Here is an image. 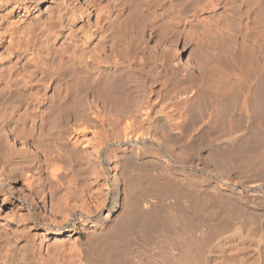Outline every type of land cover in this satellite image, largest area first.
Listing matches in <instances>:
<instances>
[{"label":"bare ground","instance_id":"bare-ground-1","mask_svg":"<svg viewBox=\"0 0 264 264\" xmlns=\"http://www.w3.org/2000/svg\"><path fill=\"white\" fill-rule=\"evenodd\" d=\"M101 1L0 0V177L11 176L10 178H17V176H21L22 179L20 180H23L26 185L28 184V189L32 186L38 187L40 184L43 185L42 182H46L47 180L46 184H48V187L52 188L54 181L57 182L60 177L67 176L66 173L68 169L65 166L66 164H64L66 162L63 163V160H68L71 163L74 162L76 165L79 164L81 167H78L81 170H78L80 172L79 176L84 171L88 172L90 168L86 167L87 163L86 166L83 164L85 162L84 160L87 158L88 149H91L90 153L94 155L97 161L95 169L93 170L91 168L92 171L90 169L89 175L91 179L89 180L87 176L82 179L78 177L79 180L76 181L77 185L70 189L66 187L69 193L66 194V190L65 194L63 193L65 196L62 194L64 198L66 197L65 200L68 199V201H70L72 198L70 199L69 197H75L80 204H77L79 206L78 208L76 207V209L74 207L75 205H72L75 210L80 211V216L78 215L79 217L76 220L78 225L76 231L83 232L82 236H75V244H73L74 242L72 243L74 251L76 250L78 253L79 261L77 262L75 260V263L78 264H264V204L262 203L264 197L261 199L259 197L261 196L260 194L254 193L257 189H264V155L260 154V158L258 157L259 159H256L261 163L259 170L258 165H255L256 168L252 163V160L254 161L256 158L254 157L255 155L252 156L254 151L262 149L261 152L264 153V100H262L264 97V0L251 1L253 2L252 5L251 3H246L247 7L250 5V8L247 9H251V14L250 17L247 18L251 20L252 25L244 22L245 26L243 24L244 28L241 30L240 34L243 35V38L244 36L248 37L249 30H253L251 31L252 34L249 33L253 38H251L252 40L250 41H255L253 44H256H254L255 47L253 46L254 48H252V50L247 51L249 53L245 54L241 47V50L235 48L237 47L234 45L236 41L233 42L235 38L230 39L232 37L230 34H226V37L224 34L222 35L224 37L219 39H215L211 35L213 40L209 43L206 41L208 45L202 46L199 48L200 50L197 49L199 52L196 54L194 51L198 45L195 46V48L192 47L194 51H188V53H186V61H182L183 54L186 51V46L184 45L186 39L182 41L183 44L174 41L175 43L173 42V46L170 43L168 44V42H163L162 46L161 44L158 46L157 44L160 42L157 43L155 39L154 41H156L157 47L152 48L149 46L151 50H149L147 54H150L149 56L152 59L154 58L153 61H155V59L158 60L157 73L163 80L158 78L159 75L157 73L158 76H156L155 69V71L153 70L152 72H154L153 74H155L158 80L155 79L154 82L156 83L154 84L153 82L154 85H149L150 87L148 86L146 89L143 88L145 89L143 90L141 85L138 86L142 83L139 82L138 84V81H136L137 78L134 81L132 80L131 77L135 75H131V77L127 75L128 79L131 78L129 80L134 83L136 81L137 84L135 83V86L132 85L134 88L132 87L133 90L130 99L128 97L130 94L127 96L129 100L125 98L128 102L132 101L130 105L129 103L127 105L126 101V106L123 105L124 102H119L120 96H114V93L117 91L114 90L115 92L113 91V94L111 93L112 95L107 93L109 90L106 94H102V87L101 89L99 87L107 82L110 84L111 82L109 79L113 74L114 76L117 74L116 76H118L119 79L121 78L120 80L118 79V84H120L117 86H119V88L120 86L122 88L123 86L124 88L127 86L125 85L127 81L126 76L123 75V77H119L122 65L124 64L123 61L126 59L123 60V54L119 55L121 54L119 50H116L119 52V54L117 53L116 55L117 57L122 56L123 59L120 57L121 60L119 57L117 58L110 53V48L113 46V42H111L110 39L112 40L114 38H109L108 35L105 34L107 28H104L106 24L104 23L105 21H102L105 16L109 15L110 9H113L115 12L112 13L115 15L111 17V15H113L111 14V18L109 17L110 19L107 20H110V24L108 22L106 23H108L107 26L111 25L110 29L117 30L120 25H123L121 19L124 16H121L120 19L121 12H123L122 5L119 0H114V2L112 1V3L108 5L105 4L106 2L104 3V1ZM106 1L108 3V0ZM130 1L131 0H129V2ZM196 1L197 0H193L190 2L191 7H193V2L195 3ZM204 1L203 3L207 2V0ZM229 1L233 2L228 3L227 0V2H223L224 4L222 6L226 7L231 4L230 8V5L226 7L229 10L233 8L232 4H235V7L238 8L237 6H239V4H236V1L239 3L240 0ZM241 1L240 3L242 4ZM208 2L211 3L209 6L211 5L212 10L214 7L217 8V5L220 6V2L218 4L216 0H208ZM180 3L178 6H181ZM196 3L200 6L198 1ZM185 5H187V3ZM206 5H201V7H205ZM206 8H208V5ZM245 8L246 7H244L243 10ZM216 11L218 12V10ZM234 12L236 11L234 10ZM234 12H232V14H234ZM126 13L127 12H125V14ZM220 14L219 12L216 16L221 20ZM158 15L160 14L156 16ZM216 16L214 15L215 19ZM237 18H235V20ZM160 21L161 22L158 23L162 24V20ZM158 23L156 24L158 25ZM246 24L249 25V27L252 26V28L250 27V29H247L248 26ZM214 25H216L215 22ZM230 25H232V23ZM241 27L238 26L237 28L239 29ZM153 28L150 29L153 30ZM214 29L212 32H214ZM231 29L236 31L235 28H230V30ZM122 30L123 29H121V31ZM228 30L225 31L228 32ZM233 31L229 33L233 34ZM115 32L118 33V31ZM116 34H114V36ZM188 34L186 35L188 36ZM215 34L214 32L213 36H215ZM116 38L117 37H115V39ZM202 39L204 38L201 37V40ZM206 40H208V38ZM132 42L133 41H131V43ZM245 43L247 42L245 41ZM126 44L129 45L128 43ZM179 46H181L180 49L178 48ZM209 46H211V48H209ZM251 47L252 46H249L248 48ZM124 48L128 47L124 46L123 49ZM232 48L235 49L233 50ZM53 49L54 52H58V62L61 61V65L60 63L59 65L62 68L59 65L56 67L63 69L59 70L61 74L56 71L57 74L59 73L60 75L57 76L59 78L63 77V79L67 76L65 80L66 85H64L65 83L62 84L65 87L67 86V89L71 92H78V94L80 92L84 96L90 95V97L88 100L83 97L86 99L85 101L79 96L82 98L81 101L79 97V99L77 97H75V99L73 93L71 95L73 98H70L71 104L69 107L68 105L62 107L61 99L64 97L57 98L53 95L54 100L59 101H56L55 105L57 103V105H60V111L59 108L56 109L59 112L54 115L48 112V110L51 111L52 109L46 111L48 114H51V120H49L50 118L47 116L46 119L49 120V123L47 124L48 127L46 125L45 130L46 133L50 135L48 139L54 141L56 139L53 138L57 135L63 141L60 142L59 140V143L56 141L54 142L56 144H53V142L49 144L48 142L50 141L48 140L47 145L43 147L42 144V147H40V142L39 145H36L38 144L36 142L43 133L42 122H40V124L38 122L39 118H41L42 121L43 118H45V116L41 114L42 112H30L29 115L27 112L25 119H23L21 115H19V118L14 117L12 113L15 110L12 109L13 111L11 112L8 107H11L13 103L21 106L24 104L25 107L27 106L28 101L25 100L26 102L24 101L23 103L20 100V102L18 99L16 100V95L31 91L34 88H32V86H34L36 82H40V80L35 81L38 79H36V77L39 76L38 74L36 76L29 72V75H27V73H24V75L23 71L26 72L25 69L27 68L25 66L31 63L36 64L35 57L37 55L43 52L50 53ZM134 49L140 50L141 48L136 47ZM124 50L126 51L128 49ZM128 51H130V47ZM241 51L244 54H240ZM126 52L125 54H127ZM142 54L143 52L139 55L138 51H132V53L125 57L128 60V62L126 60L125 66L127 63L129 64L127 67L135 63L137 64V62L141 61ZM145 57L147 58L144 59L147 60L148 55ZM150 59L149 61L153 62L152 59ZM41 61H43V59ZM44 62L46 61L44 60ZM151 62H149V65ZM136 64L134 66L135 68L139 66ZM142 65L144 64L142 63ZM40 66L43 65L40 64ZM23 67L25 69H23ZM135 68L133 70L139 69V67L137 69ZM154 68H156V66H154ZM38 69L41 71L40 67ZM123 69L127 70L125 67ZM46 70H48V66ZM52 71L49 72L52 73ZM116 72H119V74ZM53 74L55 73L53 72ZM149 74L147 73V76ZM153 74L152 76H154ZM68 75H70L69 79H67ZM138 75L139 74H137L136 77H142ZM107 76L108 78L110 77L107 81L102 80V82H99L103 77L105 79ZM116 76L114 79L117 78ZM149 76L151 77V75ZM51 78L47 79L49 80ZM164 78L166 80H164ZM57 80L55 79V81ZM115 80L117 81V79ZM171 80L172 82L170 84L169 81ZM46 81L44 80L45 85L47 84ZM60 81H62V79H60ZM131 81H127L128 84H130ZM41 83L43 82H40V84ZM38 84L39 83H37V87ZM115 84H117V82ZM106 85L104 86L105 89L107 88ZM111 85L112 84H110V86ZM89 89L91 92L87 91ZM130 89H124V95H126L125 92ZM64 90L66 91V89ZM129 92L131 93V91ZM31 93V95L35 97L36 92L33 93L31 91ZM87 93L90 94L87 95ZM119 93H121V91H118V94ZM37 94L39 93L37 92ZM68 94H70V92ZM29 95L30 93L28 96ZM45 95L39 97L40 103H46L52 96L48 97L49 95ZM61 95L62 94H60V96ZM120 95L122 97V93ZM237 95L239 97H237L239 107L236 106L237 101L235 103L236 105H233L234 103H230L231 100H229L232 96L236 98ZM14 96H16V98ZM115 97L119 98L118 102L120 104ZM14 98L18 103L13 101ZM123 98L122 100H125ZM77 99L78 102H76ZM64 100H66V98L63 99V101ZM227 100H229V103ZM71 101H73V103ZM226 102L230 104V106L233 105L232 108L236 106L234 108L237 109L233 110L230 106L226 108L228 107ZM64 103L66 104V101ZM202 103H206V107H203L204 105H202ZM16 104H13V106ZM67 104H69V101H67ZM198 104H201L203 108L200 105L201 109H199V106H197ZM225 104L226 107L224 106ZM193 106H197L198 111L200 110L197 112L199 113L196 115L197 117L192 115L196 112L194 111L193 113L192 111L196 110V107H194L195 109H190ZM207 106H210V109L207 110ZM104 107H107L106 109L109 107V109L114 108L115 113L112 115L111 113L114 111L110 110L109 114L111 115L108 114V111H105V113L103 111ZM28 108H26L27 111H29ZM223 108H225V111L230 108V111H233L225 115L227 111H223ZM256 109L259 110L257 112L259 113L258 115L257 113L255 114ZM37 110L39 109L37 108ZM56 110H53L55 111L54 113L57 112ZM31 111H33V109ZM220 112H222V115H219L221 118H224V116L229 118H227L226 123H223L225 121L222 119L221 121L225 126L221 123L222 126L220 125L219 128L218 125L220 122L218 121H220L221 118L218 120L219 116L218 118L216 117ZM188 113L191 114L190 116H192V118ZM26 116L28 117L26 118ZM47 120L46 123L48 122ZM44 124L45 123H43V125ZM48 135L46 134V136ZM17 142L19 144L18 146ZM44 142L45 141H43V143ZM69 143L70 145L71 143L74 144L75 147L69 150V147L66 149L65 146ZM77 145L81 146V148ZM31 146H33V148H31ZM71 147L73 146L71 145ZM244 154L247 156L244 160H241L242 157H245ZM77 159L78 161H76ZM206 160H209V165L205 162ZM174 161H176V163L179 162L183 168L175 171L173 166ZM238 162L241 163L239 164L242 169L239 171V174H241L244 169L246 170L243 171L245 175L243 173L241 175L245 176V179H247V177L249 179L250 177L248 176V171H250L251 176H253L251 172L252 168L249 167L250 169L248 170L247 167L249 165L254 166L257 169L256 172V169L253 167L255 169L253 173H256V177L253 176L255 179L250 178V181H244L242 179L243 181H241L240 179L244 177L238 176L237 181H234L231 178L232 174L231 176L227 175L226 165L231 163L232 166L235 163L233 166H236ZM256 163L255 161V164ZM72 165L74 164L72 163ZM14 166L16 168H21H19L20 173H11V171H8L9 168L13 169ZM68 167H70L69 164ZM189 167L193 169L187 170L186 168ZM240 168L238 166V169ZM42 171L48 175V177L45 175V177L43 176L45 179L41 177ZM78 171H75L77 175L79 173ZM69 172H71V170H69ZM84 173L83 174L86 175V172ZM69 174L71 175V173ZM213 174L215 177L212 176ZM70 177L69 180H71ZM72 177H74V174ZM99 179L103 180L101 186L105 190V198H102V202L100 201L101 206L98 209L101 210L105 207L107 200L111 199L112 207L118 206L120 209L118 214L111 215L110 212H106L94 217L95 209H92V205L94 201L97 202L98 200H95L96 196H93L94 194L92 195V189H94L92 188V182L96 183ZM62 180L63 179L58 182ZM52 182L53 184H51ZM238 184L241 188H238ZM60 185H62L61 182ZM60 185H58V187H60ZM70 185L71 184H69V186ZM1 190L3 191V189H0V192H2ZM27 193H23L22 195L24 197L22 196L23 198L20 199L30 204L32 198L27 196ZM6 195L1 198V204L8 203L7 198L9 195ZM52 195L54 194L49 196L52 197ZM63 196H61V198H63ZM78 197H83V201L79 200L80 198L78 199ZM57 198L58 197H55L56 200ZM65 200L64 202L66 204ZM59 201L62 200H58V202ZM54 203L56 204V202ZM69 203L72 202L70 201L68 204ZM98 203L99 202H97V205L99 207ZM59 205H61L60 202ZM97 205L95 204L93 207L95 208ZM55 206H53V208H55ZM57 207L55 209H57ZM19 208L20 207L16 210L18 216L21 214L18 211ZM50 209L49 211H52ZM62 209L65 210L64 208ZM57 211L55 213H57ZM36 216L37 215L34 213H30L28 217L30 220L36 222ZM64 218L62 223L59 221L61 224L58 223L59 225L54 226H63L69 221V218H66V216ZM208 218L214 219V222L211 220L214 225L210 224L209 226ZM21 219L20 221H23L22 217ZM54 222H56V220ZM4 228L6 229V227ZM70 249L71 248H69V250ZM55 250L58 251L56 248ZM73 258L75 257L73 256ZM78 258L75 259L78 260ZM46 263L49 264L48 262Z\"/></svg>","mask_w":264,"mask_h":264},{"label":"rangeland","instance_id":"rangeland-1","mask_svg":"<svg viewBox=\"0 0 264 264\" xmlns=\"http://www.w3.org/2000/svg\"><path fill=\"white\" fill-rule=\"evenodd\" d=\"M101 1V0H100ZM104 1V3L105 4H111L112 3V1L114 2V0H108V3H107V1L106 0H102L101 2H103ZM120 1V3H121V5H122V11L123 12H121V15H120V19H121V16H124V17H122V19H121V23L123 24V25H120V27H122V28H120V27H118L117 28V30H114V29H110V26L111 25H109V26H107L108 25V23L110 24V20L109 21H107L108 19H110L111 17H113L115 14H113L115 11H113V9H110V11H109V15L108 16H105V18H107V19H105V18H103L102 19V21L106 24V25H104V28L106 29L105 30V34L106 35H108V37L109 38H114V39H110V41L111 42H113L112 43V45L113 46H111V52L110 53H112V55H115L116 57H117V53L119 54V52L121 51V54H119V55H122L123 54V57H124V59H123V57L122 56H118L119 58L121 57L123 60H127V58H125V57H127V55H129L130 53H132V51H138V53H139V55H141V53L143 52V56H144V53H145V56L146 55H148V61L147 60H145L147 57H143L142 56V59H141V61H139V62H137V64L136 65H139L138 67H139V69H137L138 67L136 66V68L134 67L135 66V64L134 65H130V66H128L127 67V65H129L128 63H127V65L125 66V62H126V60L125 61H123L124 62V64L122 65V70H123V72H122V70L120 71V75H119V77H123V75H125L126 76V79H127V81L128 82H130L131 80H129V79H131L132 78V80L134 81V80H136V78H137V80L136 81H138V84H139V82L140 83H142V84H139L138 86H140L141 85V88L143 89V88H148V86L150 85H154L156 82H154L155 81V79H157V77L156 76H158L159 74L157 73V63H158V60H156L155 59V61H153L154 60V58L152 59L149 55L150 54H147L148 52H149V50H151V48L149 47V46H151L152 48L154 47V48H156L157 46H156V41H154L155 39L157 40V43L158 42H160L159 44H157L158 46L161 44V46H162V43L164 42H168V44L170 43L172 46H173V44L176 42V43H180L181 42V44H183L182 43V41H184L185 39H186V41H184V45L186 46V51L184 52V56L182 57V61H186L185 60V58L187 57V55H186V53H188V51H194V49L192 48V47H194L195 48V46H197L196 48H195V51H194V53L196 54V53H198L199 51L198 50H200L199 48H201L202 46H206V45H208V43L209 42H211L213 39H212V37L213 38H215V39H219V38H221V37H224V36H222V35H224L225 34V37H226V34H230V35H232V37L231 36H229V37H231L230 39H234L233 40V42H235V44L234 45H236L237 47H235V48H238L239 50H241V48L243 49L242 51L243 52H245V54L246 53H249V52H247L248 50H252V48H254L255 47V45L254 44H256V43H254L253 44V42H255V41H250V40H252L253 38L251 37V35H249V33L250 34H252V32L251 31H253L252 29H250V27L252 28V26H250L249 27V25L251 24V20L250 19H248L249 17H250V14H251V9L250 10H248L247 8H250L249 6L247 7L246 6V3H251V5L253 4V2H251V1H254V0H244V1H241L242 2V4L240 3V1H239V3H238V1H236V4H239V6H237L238 8H236L235 6V4H232V9H229L228 10V8H226V7H228L229 5V8L231 7V4H229L228 6H226V7H223L222 5L224 4L223 2H227V0H216V1H218L217 3L219 4V2H220V6L219 5H217V8L216 7H214L213 8V10H212V7H211V5L209 6V4H211V3H209L208 2V0H207V2L206 3H203V1L202 0H197L199 3H200V6H198V3H194L193 2V4H192V6L193 7H191V3L190 2H192L193 0H131L130 2H129V0H127V1H123V0H119ZM121 1H123V2H121ZM182 1V2H181ZM186 1V2H185ZM202 1V2H201ZM246 1V2H245ZM131 2H133V3H131ZM139 2V3H138ZM174 2V3H173ZM180 3V5L181 6H178L179 5V3ZM188 2H189V4H190V6H189V4H188ZM205 2V1H204ZM233 1H229L228 0V3H232ZM103 3V4H104ZM124 5H123V4ZM128 3V4H127ZM129 3H130V5H129ZM167 3H168V5H167ZM171 4V6H170V4ZM184 3V4H183ZM187 3V5H185ZM201 3H203L204 5H208V8H206L207 7V5L205 6V7H201V5L202 6H204L203 4H201ZM222 3V4H221ZM228 3H226V4H228ZM244 3V4H243ZM104 4V5H105ZM140 4V5H139ZM155 4V5H154ZM173 4V5H172ZM182 4H183V6H182ZM241 4V5H240ZM136 5V6H135ZM187 6V7H185V6ZM128 6V7H127ZM142 6V7H141ZM161 6V7H160ZM173 6V7H172ZM219 6V7H218ZM241 6V7H240ZM243 6V7H242ZM131 7V8H130ZM135 7V8H134ZM180 9H179V8ZM185 7V8H184ZM237 9H235V8ZM244 7H246L244 10H243V8ZM127 8V9H126ZM146 8H148V9H146ZM151 8V9H150ZM166 8V9H165ZM184 8V9H183ZM187 8V9H186ZM198 8V9H197ZM200 8V9H199ZM206 8V9H205ZM221 8V9H220ZM134 9H136V10H134ZM139 9V10H138ZM202 9V10H201ZM203 9H205V10H203ZM215 9V10H214ZM236 11V12H234V10ZM130 10V11H129ZM139 12H138V11ZM146 10V11H145ZM162 10V11H161ZM198 10V11H197ZM216 10H218V12L216 11ZM224 10V11H223ZM233 10V11H232ZM239 10V11H238ZM246 10V11H245ZM134 11V12H133ZM158 11V12H157ZM165 11V12H164ZM181 11H184L185 12V15H184V12H181ZM190 13H189V12ZM206 11V12H205ZM113 12V13H112ZM125 12H127L126 14H125ZM136 12V13H135ZM170 12V13H169ZM180 12V13H179ZM191 12H192V14H191ZM195 12V13H194ZM197 12V13H196ZM221 13L220 14V18H221V20L219 19V17H217L216 15L218 14V13ZM224 12V13H223ZM231 12V13H230ZM232 12H234V14H232ZM129 13H130V15H129ZM132 13H133V15H132ZM152 13V14H151ZM155 13H156V15L157 14H160V15H158V16H156L155 15ZM164 13V14H163ZM176 13V14H175ZM187 13V14H186ZM210 13H212V14H210ZM217 13V14H216ZM225 14V15H223V14ZM230 13V14H229ZM111 14H113V15H111ZM123 14V15H122ZM142 14V15H141ZM110 15H111V17H110ZM169 15V16H168ZM174 15V16H173ZM177 15V16H176ZM179 15V16H178ZM207 15V16H206ZM209 15V16H208ZM210 15H211V17H210ZM214 15L216 16V19H215V17H214ZM222 15V16H221ZM126 16V17H125ZM128 16V17H127ZM132 16V17H131ZM138 16V17H137ZM151 16V17H150ZM155 17V19H154V17ZM171 16V17H170ZM185 16V17H184ZM198 16H199V18H198ZM224 16V17H223ZM225 16H226V18H225ZM241 16V17H240ZM110 17V18H109ZM153 17V18H152ZM173 17H175V18H173ZM188 17H190V18H188ZM196 17V18H195ZM214 17V18H213ZM239 19H238V18ZM248 17V18H247ZM126 18V19H125ZM138 18V19H137ZM140 18V19H139ZM152 18V19H151ZM167 20H166V19ZM172 18V19H171ZM184 18H186V19H184ZM199 19V21H198V19ZM235 18H237L236 20H235ZM244 18V19H243ZM247 20H246V19ZM214 19V20H213ZM226 19V20H225ZM234 19V20H233ZM125 20V21H124ZM139 20V21H138ZM159 20V21H158ZM160 20H162V24L161 23H158V22H161ZM175 20V21H174ZM177 20V21H176ZM201 20H203V21H201ZM211 20V21H210ZM230 20V21H229ZM153 21H154V24H153ZM157 21V22H156ZM163 21H164V23H163ZM212 21H214L215 23H216V25H214V22H212ZM223 21V22H222ZM228 21V22H227ZM106 22H108V23H106ZM124 22V23H123ZM151 22H152V24H151ZM203 22V23H202ZM223 24H222V23ZM224 22H225V24H224ZM230 22V23H229ZM244 22L245 23H247V24H249V25H247L246 27H247V29H250L249 31V33H248V37H246V36H244V38L242 37L243 35H241L240 34V32H241V30L244 28V26H245V24H244ZM126 23V24H125ZM156 23H158V25L156 24ZM176 25H175V24ZM205 23V24H204ZM220 23V24H219ZM227 23V24H226ZM229 23V24H228ZM232 23V25H230ZM103 24V23H102ZM156 24V25H155ZM211 24H213V25H211ZM243 24H244V26H243ZM125 25V26H124ZM156 27H155V26ZM159 25H161V26H159ZM252 25V24H251ZM150 26V27H149ZM155 28H153V27ZM166 26H167V28H166ZM169 26H171V27H169ZM215 26V27H214ZM223 26V27H222ZM231 26V27H230ZM234 26V27H233ZM236 26V27H235ZM241 27V28H237V27ZM186 27V28H185ZM221 27V28H220ZM225 27V28H224ZM245 27V28H246ZM127 28V29H126ZM150 28H153V30L152 29H150ZM158 28V29H157ZM207 29V32H206V29ZM212 28V29H211ZM214 28H216V29H214ZM219 28V29H218ZM230 28H235V30H236V28H237V33H236V31H233V29H231L232 31H233V34H234V32H235V34L233 35V34H231L232 33V31L230 30ZM110 29V30H109ZM121 29H123L122 31H121ZM144 29V30H143ZM171 29H173V30H171ZM210 31H209V30ZM213 29H214V32L217 34V36H216V34H215V36H213L214 35V32H212L213 31ZM218 29V30H217ZM220 29H222V30H220ZM227 31L228 29V32H226L225 30ZM107 30H108V32H107ZM114 30V31H113ZM175 30V31H174ZM178 32H177V31ZM115 31H118V33L117 32H115ZM126 31V32H125ZM149 31V32H148ZM159 33H158V32ZM170 31H171V33H170ZM202 31V32H201ZM217 31V32H216ZM220 31V32H219ZM163 33V35H162V33ZM165 32V33H164ZM210 32H211V34H210ZM224 32H226V33H224ZM229 32H231V33H229ZM239 32V33H238ZM118 35H117V34ZM127 33H129V34H127ZM157 33V34H156ZM169 33V34H168ZM176 33V34H175ZM189 33V34H188ZM220 33V34H219ZM223 33V34H222ZM111 34V35H110ZM114 34H116L115 36H114ZM121 36H120V35ZM165 34V35H164ZM186 34H188V36L186 35ZM193 34V35H192ZM196 34H197V36H196ZM206 34H207V37H206ZM219 34V35H218ZM175 35V36H174ZM176 35H178V36H176ZM183 35V36H182ZM204 37H203V36ZM211 35H212V37H211ZM228 35H227V38H228ZM120 36V37H119ZM131 36V37H130ZM185 36V37H184ZM200 36V37H199ZM218 36H220V37H218ZM235 36V37H234ZM115 37H117L116 39H115ZM183 39H182V38ZM201 37L202 38H204V39H202L201 40ZM206 37V38H205ZM211 37V38H210ZM242 38V39H244V40H242V39H240V38ZM119 38H120V41H119ZM166 38V39H165ZM171 38V39H170ZM173 38V39H172ZM176 38H178V39H176ZM193 38H195V39H193ZM208 38V40H206ZM210 38V39H209ZM252 38V39H251ZM123 39V40H122ZM133 39V40H132ZM168 39H170V40H168ZM176 39V40H175ZM189 39V40H188ZM194 41H193V40ZM240 39V40H239ZM122 40V41H121ZM125 40V41H124ZM147 40V41H146ZM166 40H168V41H166ZM202 41V43H201V41ZM203 40H204V42H203ZM242 40V41H241ZM116 41V42H115ZM128 41V42H127ZM131 41H133L132 43H131ZM135 41V42H134ZM146 41V42H145ZM153 41V42H152ZM170 41V42H169ZM175 41V42H174ZM188 41H190V42H188ZM200 41V42H199ZM208 43H207V42ZM244 41V42H243ZM245 41L247 42V43H245ZM121 42H123V43H121ZM137 42V43H136ZM172 42V43H171ZM174 42V43H173ZM187 42V43H186ZM198 42V43H197ZM206 42V43H205ZM241 42V43H240ZM250 42V43H249ZM126 43H128L129 45H127ZM146 43H147V46H146ZM200 43V44H199ZM141 45V47H140V45ZM193 44V45H192ZM202 44V45H201ZM240 45V46H238V45ZM119 45V46H118ZM138 45V46H137ZM248 45V46H247ZM118 48H117V47ZM120 46H127L128 48H124V49H128L129 50V47H130V51H128V50H124L123 49V47H120ZM147 48H146V47ZM160 46V47H161ZM182 46V45H181ZM181 46H179L178 48L180 49L181 48ZM190 48H189V47ZM249 46H252L251 48H248ZM254 46V47H253ZM132 47V48H131ZM141 48L140 50H138V49H134V48ZM143 47V48H142ZM159 47V48H160ZM241 47V48H240ZM115 48V49H114ZM150 48V49H149ZM209 48H211V46H209ZM235 48H232L233 50L235 49ZM246 48V49H245ZM54 49H57V48H54ZM54 49H53V51H51L52 52V55H51V52L50 53H45V52H43L44 54H46V55H44L43 53H41L40 55H37L35 58H36V61L35 62H37L36 64H34V63H31L30 65H26L25 67H27L26 69L23 67V69H25V71L26 72H24L23 71V69H22V71H23V74L24 73H27V75H29L30 73L31 74H33V75H36L37 76V74L39 75V76H37L36 77V79L37 80H35V81H38V80H40V82H43L44 83V80L47 82V84L45 85V83H44V85H43V83H41L40 84V82L38 81V82H36V86L34 85V86H32V88L34 89H32L31 91L34 93V92H36V95H35V97H34V95H31L32 93H31V91H28V92H23V93H25V94H23V93H21V94H17L16 96H17V98H16V96H14L15 98H16V100L18 99V101H22L23 103H24V101L25 100H27L28 101V104H27V106L25 107L24 106V104L21 106V105H18V104H16V103H13V104H16V105H18V106H13V104H11L10 106L11 107H8V108H10V111L12 112L13 110L12 109H14L15 111L12 113V115L14 116V117H18L19 118V115H21V116H23L22 118L23 119H25V115L27 114V112H28V115L30 114V112H35V113H37V112H42L41 114L43 115V116H45V118H43V121H42V119L41 118H39V120H38V122H39V124H40V122H42V129H43V133L40 135V137L38 138V141H37V139H36V143H38V144H36V145H39V142H40V147H42V144H43V147L45 146V145H47V142H48V140L50 141V142H48L49 144H52V142H53V144H56V143H54V142H56V141H58V143H59V140H60V142L61 141H63V140H61V138L60 137H58L57 135L54 137V136H51V137H54L53 139H56V140H52V139H48V137H50V135H48V133H46V125L49 123V120H51V114H48V112L49 113H53V115L54 114H57L59 111H60V105H55V103H56V101L57 100H54V96L55 97H64V98H62L61 99V102H62V107L64 106V105H68V107H69V105L71 104L70 103V98L72 97L71 95L73 94L74 96V98L75 97H79V96H81L82 98L83 97H85L87 100L89 99V97H90V93H87V95H89V96H84L82 93H80L79 92V94H78V92H71V91H69L68 89H67V86L65 87L64 85H66V83H65V80H66V77H65V79H63V77H61V78H59L57 75H59V73L61 74V72L59 71V70H63V69H61L62 67L60 66L61 65V61L60 62H58V57H57V53L58 52H54ZM146 49V50H145ZM148 49V50H147ZM198 49V50H197ZM238 49H237V51H238ZM114 50V51H113ZM119 50V52H117V51ZM246 50V51H245ZM122 51H124V52H122ZM140 51H142V52H140ZM147 51V52H146ZM241 51V53L240 54H244L243 52ZM125 52L127 53V54H125ZM130 52V53H129ZM240 52V51H239ZM56 53V54H55ZM47 54H49V55H47ZM124 54H125V56H124ZM42 55V56H41ZM44 55V56H43ZM59 55V54H58ZM40 56V57H39ZM38 57V58H37ZM53 59H55V60H53ZM117 57V58H118ZM152 59V61L153 62H151V61H149V59L150 58ZM50 58H51V60H50ZM121 58H120V60H121ZM145 58V59H144ZM38 59V60H37ZM43 59V61H41ZM47 59V60H46ZM150 59V60H151ZM44 60L46 61V62H44ZM59 60H60V57H59ZM41 62V63H40ZM49 62V63H48ZM55 63V64H53V63ZM127 62H128V60H127ZM149 62H151L150 63V65H149ZM59 63H60V65H59ZM142 63L144 64V65H142ZM155 63H156V65H155ZM35 66H34V65ZM38 64H39V66H38ZM40 64H42L43 66H40ZM52 64V65H51ZM57 64V65H56ZM60 66L61 68H58V67H56V66ZM45 66V67H44ZM47 66H48V70H46L47 69ZM51 66H52V68H51ZM54 66V67H53ZM63 66V65H62ZM125 68H127V70L125 71L123 68L124 67ZM133 66V67H132ZM140 66H142V67H140ZM149 66H151V67H149ZM154 66H156V68H154ZM32 67V68H31ZM35 67V68H34ZM40 67V69H41V71L38 69V68ZM145 67H148V68H145ZM154 69H153V68ZM29 68H30V70H29ZM50 68V69H49ZM57 68H58V70H57ZM64 68V67H63ZM137 69V70H133V69ZM149 68H150V71H149ZM34 69H35V73H34ZM54 69V70H53ZM128 69H131V70H128ZM142 71H141V70ZM145 69V70H144ZM155 69H156V72H155V74H156V76H155V74H153L154 72H152L153 70L155 71ZM42 70H43V72H42ZM53 70V71H52ZM133 70V71H132ZM39 71V72H38ZM46 72V74H45V72ZM52 71V73H50V72ZM59 72L58 74H57V72ZM132 71V72H131ZM138 71H140V72H138ZM147 71H149L150 72V74H149V72H147ZM30 72V73H29ZM41 72V73H40ZM49 72V73H48ZM53 72L56 74H53ZM29 73V74H28ZM48 73V74H47ZM63 73V72H62ZM116 73H118L119 74V72H116ZM115 73V74H116ZM123 73V74H122ZM127 73V74H126ZM129 73V74H128ZM131 73V74H130ZM147 73L149 74V75H151V77L148 75L147 76ZM51 74H53L52 76H50ZM137 74H139L138 76L139 77H141V78H138V77H136V75ZM152 74L155 76H152ZM25 75V74H24ZM48 75V76H47ZM110 75H112V74H110ZM117 75V74H116ZM115 75V76H116ZM127 75L128 76H130L131 77V75H135V76H133L134 77V79H133V77H131V78H129L128 79V77H127ZM141 75V76H140ZM42 77V80H41V77ZM43 76H44V78H43ZM55 76V77H54ZM57 76V77H56ZM60 76V75H59ZM70 75H68V78L67 79H69L70 77H69ZM114 74H113V76H110L109 78L112 80H110L109 78H108V76H107V78H105L104 79V77L99 81V82H102V80H105V81H107V79H109V81L111 82L110 84H114L113 86L115 87H113L112 85V88H111V86H110V84H109V82H107V83H104V85L102 86H99L100 87V89H101V87H102V94L104 93V94H106V92L109 94H113V91L115 90V91H117L116 93H114L115 95L114 96H120V99L118 98V97H115L116 99H117V102H118V99H119V102H121L122 101V103H123V105H125L126 106V101H127V105H128V103H129V105H130V102H132V101H129L128 102V100L130 99V97H131V94H132V90H133V88H134V86H135V83H136V81H135V83L134 82H132L131 81V83L130 84H128V82L126 81L125 82V85H127V86H125L126 88H124V86H123V88L124 89H130V90H127V92H125V94L126 95H124V89L120 86V88H119V86H117V85H119L118 84V81L121 79H119L118 78V76H116L117 78H115V79H117V81L114 79ZM51 78V79H47V78ZM153 77V78H152ZM163 77H165V76H163ZM72 78V77H71ZM125 78V77H124ZM158 78L159 79H161V80H163L162 79V77L159 75L158 76ZM166 78V77H165ZM164 78V80H166ZM55 79L57 80V79H59V80H57L58 81V83H57V81H55ZM60 79H62V81H60ZM119 79V80H118ZM123 79V78H122ZM153 80V81H152ZM158 80V79H157ZM54 81V82H53ZM56 82V83H55ZM61 82V83H60ZM117 82V84H115V83ZM153 82H154V84H153ZM170 82V84H171V82H172V80L171 81H169ZM37 83H39L40 84V86H39V84H38V87H37ZM64 85H63V84ZM133 83V84H132ZM151 83V84H150ZM50 84V85H49ZM57 84V85H56ZM60 84V85H59ZM106 84H108V85H106ZM137 84V83H136ZM56 85V86H55ZM61 85H63V86H61ZM107 86V88L105 89V87L104 86ZM132 85H134V86H132ZM143 85V86H142ZM45 86V87H44ZM59 86V87H58ZM61 86V87H60ZM109 86V87H108ZM149 86V87H150ZM37 87V88H36ZM44 87V88H43ZM133 87V88H132ZM40 88V89H39ZM60 88V89H59ZM62 88H64V89H66V91L64 90V89H62ZM119 88V89H118ZM140 88V89H141ZM36 89H38V90H36ZM64 90V91H62V90ZM99 89V90H100ZM112 91H111V90ZM121 89V90H120ZM124 91H123V90ZM145 89H143V90H145ZM41 90H42V92H41ZM67 90H68V92H67ZM105 90V91H104ZM88 92H91L90 91V89L89 90H87ZM114 91V92H115ZM118 91L120 92L121 91V93H122V97H121V93H119L118 94ZM129 91H131V93L129 92ZM37 92L39 93V94H37ZM44 92V93H43ZM62 92V93H61ZM70 92V94H68ZM129 92V93H128ZM27 93V94H26ZM30 93V95L28 96V94ZM64 93V94H63ZM49 95L48 97H50L51 95V97H50V99H49V101H46V103L44 102V103H40L39 101V97H42V95L44 96V95ZM60 94H62L61 96H60ZM77 94V95H76ZM82 94V95H81ZM111 94V95H112ZM128 94H130V96H128ZM20 96V98H19V96ZM27 95V96H26ZM45 95V96H46ZM54 95V96H53ZM66 95V96H65ZM70 95V96H69ZM127 96L129 97V99L127 98ZM141 96V95H140ZM140 96H138V97H140ZM34 97V98H33ZM72 97V98H73ZM124 97V98H123ZM138 97H137V99H138ZM238 97V95L236 96V98ZM15 98H14V102H17V101H15ZM22 98H24V99H22ZM32 98V99H31ZM66 98V100H64L63 101V99H65ZM67 98H68V100H67ZM80 98V97H79ZM78 98V99H79ZM82 98H80V100L82 99ZM85 98H83L85 101H86V99ZM122 98L123 99H125V98H127V99H125V100H122ZM235 98V96H234V98H233V96L229 99V100H231V101H233V102H231L230 101V103H234L233 105H236L235 103H236V101L238 100V98L236 99ZM29 99H30V101H29ZM76 99V98H75ZM78 99H77V101L76 102H78ZM140 99V98H139ZM79 100V101H80ZM84 100H83V102H84ZM229 100H227V102L229 103ZM262 100H264V97H263V99ZM20 101V102H21ZM52 101V102H51ZM66 101V104L64 103ZM67 101H69V104H67ZM82 101V100H81ZM203 101H205V100H203ZM26 102V101H25ZM47 102H49V103H47ZM57 102H59V101H57ZM72 103H73V101H71ZM75 102V103H76ZM118 102V103H119ZM202 102V101H201ZM200 102V103H201ZM205 102H207V101H205ZM227 102H226V104H227ZM18 103V102H17ZM31 103V104H30ZM36 103V104H35ZM122 103H121V105H122ZM46 104V105H45ZM51 104L53 107H56V108H53L51 105L49 106V105ZM55 106H54V105ZM120 104V103H119ZM210 104V103H209ZM208 104V105H209ZM226 104L224 105L225 107H226ZM28 105H29V108H28ZM201 105V104H200ZM200 105L198 104L197 106H199V109H201L200 108ZM202 105H204L203 107H206V103L205 104H203L202 103ZM202 105H201V107H202ZM233 105H231L230 106V104H227V106L228 107H226V108H229V106L232 108V106ZM21 106V107H20ZM24 106V107H23ZM59 106V107H58ZM72 106H74V105H72ZM190 106V105H189ZM197 106H193V107H191L190 109H192V108H194V107H196V110H192L193 111V113H194V111H196L195 113H197V112H199L198 111V108H197ZM236 106H238L239 107V101H237V105ZM236 106H234V107H236ZM40 107V108H39ZM50 107V108H49ZM52 107V108H51ZM62 107H61V109H62ZM202 107V108H203ZM209 107V108H208ZM222 107V106H221ZM220 107V108H221ZM232 108L233 110L234 109H237V108ZM22 108H25V109H22ZM26 108H28L29 109V111H27L26 110ZM30 108H31V110L33 109V111H31L30 110ZM37 108L40 110H37ZM59 108V111L58 110H56V109H58ZM107 107H104L103 108V111L105 112V111H108V114L110 113V111H114V108H111V109H106ZM188 108V107H187ZM230 108V109H231ZM42 109V110H41ZM48 109H52L51 111L50 110H48ZM56 110L57 112L56 113H54L55 111H53V110ZM105 109V110H104ZM195 109V108H194ZM207 110L208 109H210V106H207V108H206ZM230 109H226V111H227V113H225V115H228V113H230V112H232L233 110H231L230 111ZM20 113H18L17 111ZM20 110H21V112H20ZM26 110V111H25ZM45 110V111H44ZM48 110V112H46ZM110 110V111H109ZM188 110H189V108H188ZM228 110H229V112H228ZM25 111V112H24ZM223 111H225V108H223ZM222 111V112H223ZM225 111V112H226ZM259 110L258 109H256L255 110V114L258 112ZM189 112V111H188ZM222 112H220L218 115H217V117L216 118H218V116L219 115H222L221 113ZM24 113V114H23ZM45 113V114H44ZM106 113V112H105ZM113 113H115V111L114 112H112L111 114L113 115ZM176 113V112H175ZM190 113H191V110H190ZM190 113H188V115L190 116L191 114ZM192 114V115H195L194 117H197L196 115H198L199 113H197V114ZM15 114H18V115H15ZM23 114V115H22ZM111 114H109V115H111ZM259 113H257V115H258ZM47 116L50 118L49 120H47L46 118H47ZM224 116V115H223ZM28 116H26V118H27ZM53 117V116H52ZM191 118H192V116H190ZM226 117V118H225ZM221 117L219 116V118H218V120L220 119ZM227 118H229V117H227V116H224V118H221L220 119V121H218V122H220V124L218 125L219 126V128H220V125H221V123H222V119L225 121V122H223V123H226V121H227ZM44 119H46L48 122L46 123V120H44ZM41 120V121H40ZM43 123H45L44 125H43ZM217 123V122H216ZM222 123V125H224L225 126V124H223ZM218 124V123H217ZM221 125V126H222ZM223 126V127H224ZM47 127H48V125H47ZM44 133H46L48 136H46V134H44ZM44 137V138H43ZM41 139V140H40ZM40 140V141H39ZM45 141L44 143H46V144H44L43 143V141ZM52 140V141H51ZM19 144H18V142H17V146H18ZM71 145L73 146V147H71ZM71 145H70V143L69 144H67V146H65L66 147V149L68 148V150L71 148H74L75 146H74V144H72L71 143ZM78 147H80L81 148V146H79V145H77ZM31 148H33V146H31ZM259 149H261V148H259ZM89 150V151H88ZM87 151H88V155L86 156L87 158H86V160H84L85 162H84V166H86V163H87V168H92L93 170L95 169V167H96V165H97V161H96V158H94V155L92 154V153H90L91 152V149L89 148ZM262 151V149L261 150H257V151H254L252 154V156H254V157H256L255 159H254V161L252 160V163H253V165L255 166V165H258V170H259V167H260V162H258L256 159H259L260 158V154L262 155H264V153L263 152H261ZM256 153V154H255ZM92 154V155H91ZM249 155H250V153H249ZM93 156V157H92ZM243 156V155H242ZM244 156L245 157H242L241 158V160H244V158H246V154H244ZM259 157V158H258ZM89 160V161H88ZM194 160V159H193ZM76 161H78V159L76 160ZM86 161H88V162H86ZM92 161V162H91ZM209 160H206L205 162L206 163H208V165H209V162H208ZM255 161L257 162V163H259V164H255ZM64 162H66V163H64ZM242 162V161H241ZM63 163L64 164H66L65 166L67 167V176L65 175V177L63 176L62 178L60 177L59 179H58V181L59 180H61V179H63L64 181H66V182H64L63 180L62 181H60L61 182V184L62 185H60V182H55L54 181V184H53V182L51 183V184H53V186H52V188L51 187H48V184H46L47 183V180H46V182L44 181V182H42V184L43 185H38V187L37 186H32V187H30L29 189L27 188V185H26V183L25 182H23V180L21 181L20 179H22V177L21 176H17V178H10L11 176H9V177H5V176H1L0 177V189H3V191L2 192H0V258H1V260H0V263L1 264H47L46 262H48L49 264H78V263H75L76 261L78 262L79 261V258H78V253H77V251L75 250L74 251V249H73V244H75V236L77 237V236H82L83 235V232L81 231H76V229L78 228V225H77V218L80 216V211H78V210H75L76 209V207L78 208V206L80 205L79 204V202H78V200H77V198H73V197H69L70 199L72 198V200H70L72 203H69L68 204V202H70V201H68V199L67 200H65V198H64V194H65V191L68 189V187H69V189L70 188H73V187H75L76 185H77V182L76 181H78L79 179H78V177H80L81 179L84 177V178H86L85 176H87L88 177V179L90 180L91 178H90V169L88 170V172L87 171H84V172H86V175H84L83 173H81V175L79 176V174H80V172L78 171V170H80L78 167H80V165L79 164H75L74 162H72L74 165H72V163L70 162V161H68V160H63ZM76 163H78V162H76ZM174 164H173V166H174V170L175 171H177V170H181L183 167H182V165H180V163L179 162H177L176 163V161H174L173 162ZM205 163V164H206ZM240 162H238V163H236L238 166H239V168H240V164H239ZM251 163V164H252ZM68 164H69V166L70 167H68ZM71 164V165H70ZM233 164V163H232ZM76 165V166H75ZM233 165H235V163L233 164ZM231 166V163H229V165L227 164L226 165V170H227V175H229V176H231V174H232V176H231V178L234 180V181H237V177L239 176V177H244V178H241L240 180L241 181H250L249 179L250 178H254V177H256V173H253L254 172V170L257 168L256 166V168L254 167V166H252V165H249L247 168H248V170L250 169V168H252L251 169V172H252V174H253V176H251V173H250V171H248L247 173H249V175L248 176H250L249 177V179H248V177H247V179H245V176H241L242 175V173L245 175V172H243V171H246L244 168V170L242 171V173L241 174H239V171H241L242 169L240 168V169H238V166L236 167V166ZM75 166V167H74ZM83 166V167H84ZM90 166V167H89ZM92 166V167H91ZM94 166V167H93ZM72 167H74V168H72ZM245 167V168H246ZM250 167V168H249ZM255 169H254V168ZM20 168V167H19ZM19 168L17 167H15L14 166V168L13 169H8V171L10 172L11 171V173H20V171H19ZM69 168H71V169H69ZM78 168V169H77ZM81 168V167H80ZM18 171H16V170ZM21 169V168H20ZM73 169V170H72ZM92 169H91V171H92ZM187 170H190V169H193V168H186ZM69 170H71V172H69ZM77 172H79L78 173V175H77V173L75 172V171ZM73 171V172H72ZM81 171V170H80ZM234 171V172H233ZM256 172H257V169H256ZM69 173H71V175L69 174ZM74 174V177H72L73 176V174ZM47 176L48 177V175L47 174H45L43 171H42V173H41V177H43V176ZM77 175V176H76ZM84 175V176H83ZM44 176V177H45ZM70 177V179L71 180H69V177ZM213 177H215V175L213 174L212 175ZM43 177V178H44ZM47 177H46V179H47ZM77 178V179H76ZM230 178V177H229ZM45 179V178H44ZM76 179V180H75ZM236 179V180H235ZM243 179V180H242ZM255 179V178H254ZM18 180V181H17ZM20 180V181H19ZM68 180H69V183H68ZM3 181V182H2ZM63 182V183H62ZM75 182V183H74ZM102 182H103V180L102 179H99V181L98 182H92V188H94V189H92L93 190V193H92V195L93 196H96L97 197V199H96V197H95V200H98L97 202H99L98 204H99V207H98V205H97V202L96 201H94V206H95V204L97 205L95 208L93 207V205H92V209L95 211L94 213H95V215H94V217H97L99 214H104V213H106V212H110V214L111 215H115V214H118V212H119V207L118 206H114V207H112V203H111V199H109V200H107V204L105 205V207H103L101 210H99L98 208H100V204H101V202H102V198L104 199L105 198V190L103 189V187L101 186V184H102ZM24 183V184H23ZM98 183V184H97ZM23 184V185H22ZM51 184H50V186H51ZM64 184V185H63ZM65 184H68V185H65ZM69 184H71L70 186H69ZM73 184H75V185H73ZM95 184V185H94ZM26 187H25V186ZM47 185V186H46ZM58 185H60V187H58ZM239 185V184H238ZM66 187H67V189H66ZM27 188V189H26ZM33 188V189H32ZM51 188V189H50ZM63 188V189H62ZM238 188H241V186L239 185L238 186ZM36 189V190H35ZM47 189V190H46ZM52 191V193H51V191ZM95 189H97V190H95ZM33 190V191H32ZM38 190H40V191H38ZM22 191H24V192H22ZM63 191V192H62ZM258 191V192H257ZM21 192H22V194L23 193H27V196H29L30 198H32L31 200H32V202L30 203V204H28V202H24V201H22V199H20V198H23L24 196L21 194ZM50 194H49V193ZM60 192H62V193H60ZM95 192V193H94ZM261 192V193H260ZM34 193V194H33ZM64 193V194H63ZM67 193H69V190H67V192H66V194ZM104 193V194H103ZM255 194H260L261 196H259L261 199L264 197V189H257L255 192H254ZM4 194V195H3ZM7 194V195H6ZM51 194H54V195H52V197H50L49 195H51ZM64 196H63V195ZM102 194V195H101ZM8 196V198H7V200H8V203H5V204H1V198L2 197H4V196ZM59 195H60V197H59ZM23 196V197H22ZM49 196V197H48ZM61 196H63V198H61ZM104 196V197H103ZM54 197V198H53ZM55 197H58L57 198V200L55 199ZM52 198V199H51ZM60 198V199H59ZM80 197H78V199H79ZM58 200H62L63 202H64V200L66 201V204H65V202L63 203L62 201H59L60 202V204L61 205H59V202H58ZM77 200V201H76ZM79 200H81V201H83V197H81ZM56 202V204L54 203V202ZM76 203H75V202ZM81 201H80V203H81ZM101 201V202H100ZM262 203L264 204V199H262ZM51 202V203H50ZM56 205H54L53 203ZM58 202V203H57ZM96 202V203H95ZM74 203V204H73ZM62 204H64V205H62ZM77 204H79V205H77ZM91 204V203H90ZM52 205V206H51ZM65 205H68V206H65ZM73 205H75L74 207H75V209L73 208V206L71 207V206ZM53 206H55V208L57 207V209H55V208H53ZM62 206V207H61ZM264 206V205H263ZM18 207H20L19 209H18V211L21 213V214H19V216H18V213H16V210H17V208ZM51 209H50V208ZM60 207V208H59ZM66 207V208H65ZM50 210H52V211H49V209ZM62 208H64L65 210H63ZM71 209H72V211H73V213H72V211H71ZM59 212H58V211ZM97 210V211H96ZM109 210V211H108ZM118 210V211H117ZM13 211H14V213H13ZM57 211V213H55ZM62 211H63V213H62ZM76 211V212H75ZM98 212V213H97ZM100 212V213H99ZM30 213H34L35 215H37L36 217H37V221L36 222H34L33 220H30V218L28 217L29 215H30ZM62 213V214H61ZM69 213H71V214H69ZM29 214V215H28ZM21 215V216H20ZM23 215H25V216H23ZM63 215V216H62ZM67 215H69V216H67ZM71 215V216H70ZM79 215V216H78ZM18 216V217H17ZM66 216V218H69V221L67 222V223H65L63 226L61 225V226H54V225H59V224H61L62 223V221L65 219L64 217ZM21 217L23 218V221H20V220H22L21 219ZM50 219H49V218ZM38 218H39V220H38ZM26 219V220H25ZM56 220V222H54L55 220ZM209 219V226H210V224L211 225H214L212 222H211V220H213V222H214V219H210V218H208ZM13 220V221H12ZM43 220H44V222H43ZM51 220V221H50ZM54 220V221H53ZM10 221V222H9ZM19 221V222H18ZM48 221V222H47ZM50 221V222H49ZM54 222V224H53V222ZM59 221H61V223H59ZM15 222V223H14ZM33 222V223H32ZM43 222V223H42ZM45 222H47V223H45ZM52 222V223H51ZM211 222V223H210ZM2 223V224H1ZM57 223V224H56ZM59 223V224H58ZM216 223V222H215ZM49 224V225H48ZM52 224V225H51ZM4 225V226H3ZM13 225V226H12ZM4 227H6V229L4 228ZM14 227V228H13ZM4 228V229H3ZM46 228V229H45ZM3 230V231H2ZM5 231V232H4ZM58 232V233H57ZM73 241H72V240ZM70 242H71V244H70ZM64 246V247H63ZM75 247V246H74ZM31 248V249H30ZM55 248L58 250V251H56L55 250ZM69 248H71L70 250H71V252H70V250H69ZM33 250V251H32ZM69 250V251H68ZM68 251V252H67ZM72 251H74V252H72ZM65 253V254H64ZM77 253V254H76ZM2 254V255H1ZM74 254V255H73ZM70 255V256H69ZM69 256V257H68ZM72 256V257H71ZM73 256L75 257V258H78V260L77 259H75V258H73ZM70 258H72V259H70ZM70 260V261H69ZM72 260V261H71ZM76 260V261H75ZM46 261V262H45ZM50 261H51V263H50ZM74 261V262H73ZM65 262V263H64Z\"/></svg>","mask_w":264,"mask_h":264}]
</instances>
